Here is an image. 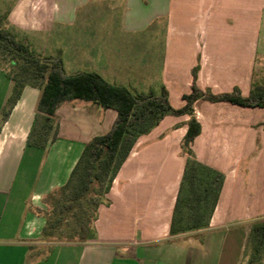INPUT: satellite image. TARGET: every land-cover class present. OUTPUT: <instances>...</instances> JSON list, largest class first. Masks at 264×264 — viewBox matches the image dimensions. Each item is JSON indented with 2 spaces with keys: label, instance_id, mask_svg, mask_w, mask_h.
Listing matches in <instances>:
<instances>
[{
  "label": "crops",
  "instance_id": "1",
  "mask_svg": "<svg viewBox=\"0 0 264 264\" xmlns=\"http://www.w3.org/2000/svg\"><path fill=\"white\" fill-rule=\"evenodd\" d=\"M38 4L37 23L64 28L33 39L32 51L59 57L66 74L94 72L133 93L158 95L164 87L176 109L190 92L194 67L196 86L214 94L237 88L247 96L254 83H264V0ZM8 70L0 64V264H264V248L255 252L250 241L253 223L264 219V179L247 174L250 163L241 166L250 151V110L264 108L192 104L200 124L192 152L224 175L206 227L169 232L189 115H165L135 140L96 209L90 236L57 243L43 232L47 201L67 182L84 144L111 128L116 112L65 100L45 145H30L41 89L25 84L8 103L14 84Z\"/></svg>",
  "mask_w": 264,
  "mask_h": 264
},
{
  "label": "trees",
  "instance_id": "2",
  "mask_svg": "<svg viewBox=\"0 0 264 264\" xmlns=\"http://www.w3.org/2000/svg\"><path fill=\"white\" fill-rule=\"evenodd\" d=\"M8 57L15 66L12 73H9L14 84L8 103H12L20 95V90L25 84L41 89L37 104L38 115L28 137V144L37 147L45 145L48 132L55 123V110L65 100L91 101L116 112L111 128L102 135L90 138L84 144L67 182L54 191L59 192L58 201L62 196L65 198L60 210L67 211L74 204L81 202L93 184L97 185L102 197L92 199L90 202L93 206L90 219L86 213L90 224L85 220L79 223L81 240L90 236L96 209L103 201L104 194L135 140L147 133L165 115H189L186 121L187 129L181 142L186 161L169 232L175 235L208 225L224 175L219 170L199 162L192 152L191 143L200 132V124L194 116L192 104L197 99H204L210 102L228 101L249 108H264V83H254L247 96H241L237 88L229 93L214 94L196 86L194 67L190 92L182 95L185 103L176 109L169 104L164 87H161L158 95L133 93L125 87L106 82L94 72L66 74L59 57L36 55L14 39L7 30L0 29V59L5 60ZM39 116H42V123L41 128L37 129ZM261 125L264 128V122ZM48 214L47 209L44 236L47 235ZM250 241L255 252L264 248V219L253 223Z\"/></svg>",
  "mask_w": 264,
  "mask_h": 264
},
{
  "label": "rangeland",
  "instance_id": "3",
  "mask_svg": "<svg viewBox=\"0 0 264 264\" xmlns=\"http://www.w3.org/2000/svg\"><path fill=\"white\" fill-rule=\"evenodd\" d=\"M46 3L55 4L56 9L63 7L64 0H45ZM40 0H0V29L7 30L13 37L26 38L25 47L32 51L33 39L40 36L55 35V32H63L64 25L59 24L50 27V23L45 21L37 23L35 21V7L39 6ZM46 4L47 6H49ZM50 7V6H49ZM26 16V17H25ZM18 21V23H16ZM52 28V29H51ZM0 64L5 65L12 73L15 68L14 64L10 62L9 57L5 60L0 59ZM264 111V110H263ZM264 120V112H252L249 115V144L250 151L245 159H243L241 166L244 170L250 163L247 174L254 178L264 179V151L256 158L258 150L264 148V128L261 121ZM42 123V116L38 117L37 129H40ZM54 126V124H53ZM241 170V167L239 168ZM239 170V171H240ZM74 183V181H73ZM70 189V188H69ZM68 189V191H69ZM67 191V192H68ZM66 192V193H67ZM59 192H55L47 201L48 209V225L46 230V238L57 243L80 241L81 230L79 223L82 220L88 221L93 211V206L90 203L92 199L100 198L101 194L98 191L97 185L93 184L89 193L81 199L79 204H74L67 211H61L62 202L65 198L62 196L58 201L57 196ZM87 213V214H86Z\"/></svg>",
  "mask_w": 264,
  "mask_h": 264
}]
</instances>
